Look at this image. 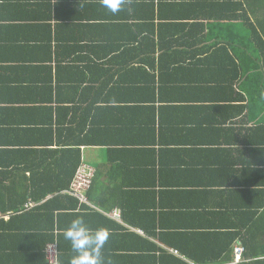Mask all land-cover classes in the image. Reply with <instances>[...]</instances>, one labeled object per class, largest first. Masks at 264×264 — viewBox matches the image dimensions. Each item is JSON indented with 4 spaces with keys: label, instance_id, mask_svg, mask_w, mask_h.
I'll return each mask as SVG.
<instances>
[{
    "label": "crops",
    "instance_id": "obj_1",
    "mask_svg": "<svg viewBox=\"0 0 264 264\" xmlns=\"http://www.w3.org/2000/svg\"><path fill=\"white\" fill-rule=\"evenodd\" d=\"M259 1L0 0V193L53 190L69 149L97 169L93 210L16 220L17 264L49 245L69 264L76 216L110 231L105 264H234L264 241V107L243 87Z\"/></svg>",
    "mask_w": 264,
    "mask_h": 264
},
{
    "label": "trees",
    "instance_id": "obj_2",
    "mask_svg": "<svg viewBox=\"0 0 264 264\" xmlns=\"http://www.w3.org/2000/svg\"><path fill=\"white\" fill-rule=\"evenodd\" d=\"M263 0L258 2L260 5V12L264 11V5L262 4ZM256 5V4H255ZM250 7V4H248ZM252 7V6H251ZM262 15V14H261ZM259 27L252 26L250 24V19H248V12L245 9V27H248V33H245L244 43V60H245V79L243 82V87L246 92V108L253 105H260L264 107V76H261V70L259 69V65L255 66L259 71L257 72L258 78H252V76H247V68L246 63L252 61H262L264 63V17L259 21ZM251 42L257 43L250 47ZM257 65V64H254ZM254 68V67H253ZM262 68V67H260ZM255 69V68H254ZM253 83V85H248L247 83ZM257 86V88H256ZM259 90L256 92V90ZM66 159H70L66 164V167L63 168L65 170L64 174H58V177L47 178L49 179L50 186L52 187L51 191L43 192V193H26L20 194L18 192H13L11 194L0 193V264H17V260H19V252L20 248L15 250L6 248L7 244H11L10 237L13 231H17V229L23 228L19 225L16 220L19 219H27L28 217H43L50 219V225L55 226V218H59L63 216L62 211H74L80 209L85 211L84 209L93 210L94 206L90 201L92 188L95 186L96 177H97V169L90 163L88 160L81 158V152L79 150H67ZM65 160V159H64ZM63 160V161H64ZM66 162V161H65ZM89 164V166L93 169L94 175L91 179L90 187L87 191H84L87 202H81L79 199L74 197L73 194L70 193V187L73 185L74 180L76 179L79 168L82 164ZM58 166H63L62 161L58 162ZM5 179V178H4ZM2 179V181L4 180ZM43 178H39L42 180ZM8 182H10V178H6ZM46 180V178H45ZM1 181V182H2ZM38 181L35 180V182ZM7 185L3 186V189H6ZM17 191L24 190L23 185L21 188L15 189ZM58 193V194H57ZM49 196H53L48 200L45 204H41L40 206H36L33 201H37L43 198H48ZM14 198L24 199L27 203L20 202L17 203L19 206L14 205ZM11 201L10 203H6L5 201ZM66 200V203L64 201ZM56 213L57 216H56ZM5 218H10L9 222L5 221ZM13 222V223H10ZM15 222V223H14ZM38 229L37 227H35ZM28 231L32 230L31 228L27 229ZM19 232V231H18ZM35 234L38 233L40 235L41 232H37L34 230ZM18 235V234H17ZM13 239V238H12ZM54 241V236H53ZM244 246V253L242 257V261L240 264H264V241H260L257 238H245L242 241ZM51 245H57L56 242H53ZM50 246V245H49ZM47 247L43 251V255L38 257V255L34 257L20 259L21 264H27L30 260L35 259L34 262L40 264L41 259L46 260V264H60L58 252L56 251L55 260L51 259L50 249L51 247ZM22 258V257H21Z\"/></svg>",
    "mask_w": 264,
    "mask_h": 264
},
{
    "label": "clouds",
    "instance_id": "obj_3",
    "mask_svg": "<svg viewBox=\"0 0 264 264\" xmlns=\"http://www.w3.org/2000/svg\"><path fill=\"white\" fill-rule=\"evenodd\" d=\"M125 0H101V4L112 14L121 11ZM69 241L73 255L69 264H105L103 249L110 238L104 227L92 229L83 216H76L63 232Z\"/></svg>",
    "mask_w": 264,
    "mask_h": 264
},
{
    "label": "built area",
    "instance_id": "obj_4",
    "mask_svg": "<svg viewBox=\"0 0 264 264\" xmlns=\"http://www.w3.org/2000/svg\"><path fill=\"white\" fill-rule=\"evenodd\" d=\"M94 175L93 169L89 164L85 163L79 168L76 179L73 182V185L70 187V193L74 195L81 202H87L84 191H87L91 184V179ZM244 253V248L239 242L234 250V264H240L242 261ZM51 259L55 260L56 257V248L51 247L50 249Z\"/></svg>",
    "mask_w": 264,
    "mask_h": 264
}]
</instances>
